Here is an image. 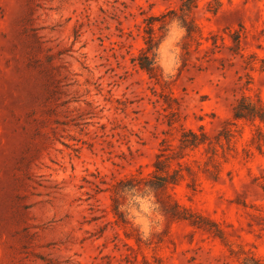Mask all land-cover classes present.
<instances>
[{
    "label": "rangeland",
    "instance_id": "rangeland-1",
    "mask_svg": "<svg viewBox=\"0 0 264 264\" xmlns=\"http://www.w3.org/2000/svg\"><path fill=\"white\" fill-rule=\"evenodd\" d=\"M152 16L153 77L133 62ZM243 96L264 103V0H0V264H264ZM189 130L206 142L181 149ZM159 154L178 183L125 191L116 224L111 184Z\"/></svg>",
    "mask_w": 264,
    "mask_h": 264
},
{
    "label": "trees",
    "instance_id": "trees-1",
    "mask_svg": "<svg viewBox=\"0 0 264 264\" xmlns=\"http://www.w3.org/2000/svg\"><path fill=\"white\" fill-rule=\"evenodd\" d=\"M196 0H192L195 3ZM161 21L157 17H148L144 20L145 25L143 26L144 32V41L145 48L142 49L139 56L133 59L135 65H137L140 69L146 71L151 77L155 76L156 73V55L159 40L161 39L158 33L155 32L156 22ZM164 25V24H163ZM192 26H187V34L191 36L195 25L190 23ZM162 28V26L160 27ZM233 119L235 121L245 120V121H260L264 124V103L261 100L256 102L252 101L250 98L243 96L240 98L235 106L233 107ZM260 130V129H259ZM264 135V132H262ZM224 135L227 139L232 136L231 130H225L220 134ZM191 137V138H189ZM206 134L202 132L198 135L196 132L189 130L183 134V138L181 139V149L187 148H196L201 144L206 142ZM162 154L157 155V160L154 163V173L151 178H138L136 176L127 177L125 179H121L114 184H111V191L113 193L112 199L114 201L113 212L115 214L116 220L115 223L119 224V219L126 223L124 218V213L120 209V199L122 194L125 191L137 190V191H160L168 187V185H176L178 183L177 172L169 173L168 168L169 164L167 160L161 159ZM171 214L175 219L178 220H188L192 225H197L196 222L191 220L189 215L190 211L186 209H182V207L178 204V202L173 201L172 203ZM116 238L118 235L116 234Z\"/></svg>",
    "mask_w": 264,
    "mask_h": 264
}]
</instances>
